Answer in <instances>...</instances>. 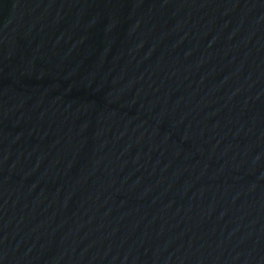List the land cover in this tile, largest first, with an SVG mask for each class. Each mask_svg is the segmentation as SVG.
<instances>
[{
  "label": "water",
  "instance_id": "95a60500",
  "mask_svg": "<svg viewBox=\"0 0 264 264\" xmlns=\"http://www.w3.org/2000/svg\"><path fill=\"white\" fill-rule=\"evenodd\" d=\"M0 264H264V0H0Z\"/></svg>",
  "mask_w": 264,
  "mask_h": 264
}]
</instances>
